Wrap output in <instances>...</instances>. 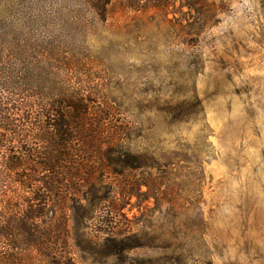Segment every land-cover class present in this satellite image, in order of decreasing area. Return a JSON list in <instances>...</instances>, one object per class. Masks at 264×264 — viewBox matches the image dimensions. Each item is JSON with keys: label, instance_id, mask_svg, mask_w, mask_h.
<instances>
[{"label": "rangeland", "instance_id": "rangeland-1", "mask_svg": "<svg viewBox=\"0 0 264 264\" xmlns=\"http://www.w3.org/2000/svg\"><path fill=\"white\" fill-rule=\"evenodd\" d=\"M88 2L0 0V177L55 150L25 108L80 94L134 170L68 214L73 264H264V0Z\"/></svg>", "mask_w": 264, "mask_h": 264}, {"label": "trees", "instance_id": "trees-1", "mask_svg": "<svg viewBox=\"0 0 264 264\" xmlns=\"http://www.w3.org/2000/svg\"><path fill=\"white\" fill-rule=\"evenodd\" d=\"M87 1L102 11L112 3ZM52 60L41 55L36 64L43 66ZM47 78L44 74L43 80ZM25 109L33 130L48 131L49 138L42 135L37 141L57 148L31 152L24 147L27 141H22L20 156L13 158L16 164L5 166L8 172L17 174L14 179L0 177V264H73L71 252L65 253L62 248L70 245L68 214L73 213L78 229H83V223L93 220L100 209L94 195L102 190L104 179L110 175L122 177L134 169L124 153L118 152L120 157L112 160L111 153L101 151L123 148L119 140L115 142V136L107 137L109 131L90 114L91 108L82 95L56 89L54 98L48 94L44 103ZM46 117L51 118L48 125L43 119ZM73 144L77 150L72 149ZM105 158L108 164L96 168L97 160ZM73 196L90 202L82 216Z\"/></svg>", "mask_w": 264, "mask_h": 264}]
</instances>
